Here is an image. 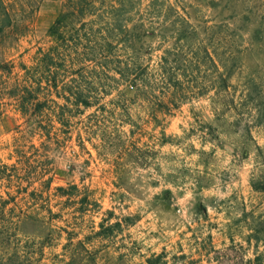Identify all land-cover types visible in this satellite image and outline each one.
<instances>
[{"label":"rangeland","instance_id":"rangeland-1","mask_svg":"<svg viewBox=\"0 0 264 264\" xmlns=\"http://www.w3.org/2000/svg\"><path fill=\"white\" fill-rule=\"evenodd\" d=\"M7 1L28 27L0 35V264H264V0H132L134 23L137 9L184 15L228 87L158 121L141 101H94L49 137L11 91L64 0ZM95 117L103 136L85 130Z\"/></svg>","mask_w":264,"mask_h":264},{"label":"trees","instance_id":"trees-1","mask_svg":"<svg viewBox=\"0 0 264 264\" xmlns=\"http://www.w3.org/2000/svg\"><path fill=\"white\" fill-rule=\"evenodd\" d=\"M132 6V0L63 1L47 29V45L36 49L29 65L20 63L23 74L11 91L31 134L49 137L54 129L70 134L74 117L94 101H141L158 121V116L172 114L210 88L219 93L228 87L229 74L218 70L197 28L184 15L170 7L137 9L134 23ZM24 11L0 0V35L9 29L25 35ZM154 17L162 20L163 48L152 64L145 25ZM212 67L215 70L208 73ZM45 112L53 119H35ZM96 117L85 130L94 125L93 132L103 136L106 129Z\"/></svg>","mask_w":264,"mask_h":264}]
</instances>
